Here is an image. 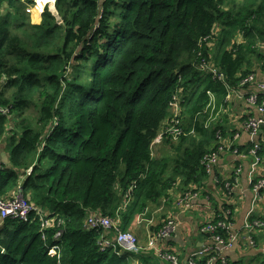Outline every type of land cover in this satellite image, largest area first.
Returning a JSON list of instances; mask_svg holds the SVG:
<instances>
[{
    "label": "trees",
    "instance_id": "obj_1",
    "mask_svg": "<svg viewBox=\"0 0 264 264\" xmlns=\"http://www.w3.org/2000/svg\"><path fill=\"white\" fill-rule=\"evenodd\" d=\"M28 2L0 0V144L9 152L0 197L21 189L57 218L47 240L34 212L0 220V264H129L127 254L100 249L101 230L87 227L88 216L119 215L128 230L149 204L205 174L224 130L206 126L211 110L226 107L263 58L264 0H55L39 23ZM203 59L225 81L200 70ZM175 99L183 135L177 144L165 137L176 152L158 159L152 143ZM220 220L233 222L232 206ZM56 244L60 258L49 254Z\"/></svg>",
    "mask_w": 264,
    "mask_h": 264
},
{
    "label": "built area",
    "instance_id": "obj_2",
    "mask_svg": "<svg viewBox=\"0 0 264 264\" xmlns=\"http://www.w3.org/2000/svg\"><path fill=\"white\" fill-rule=\"evenodd\" d=\"M54 6L55 0H33L28 11L43 15L47 8H54ZM258 47L264 60V40L258 42ZM198 68L204 72L212 73L214 78H217L220 81H225L224 74L216 66L204 59L202 63L199 64ZM252 85H255L254 89H252ZM233 91L246 97L248 102L255 108L256 114L248 116L242 121L243 131H246L250 135L252 147L248 153L239 149V146L236 143L240 137V131H235L231 137H225L223 132L219 130L217 135L218 146L204 158V169L207 175L213 174L221 156L225 153L232 154L235 157L234 168L230 174L231 177L224 182L227 194L229 197H232L235 194L234 190L239 184L240 175L244 169L243 164L239 159L251 158L248 174L252 190L255 194V201H258L264 197V158L263 155L260 154L262 145L261 132L264 124V81H258L256 73L252 72L245 77L237 87L231 89L228 98ZM179 106L180 102L178 99H175L171 103L174 112L169 117L164 132L155 138L152 145L161 142L164 137H171L174 140H178L183 135V122L180 118ZM1 111L3 113L8 112L7 109L2 108ZM2 167V162L0 161V168ZM28 171L30 173L31 169ZM134 187L135 184L127 191L124 198V204L120 209H123L131 200ZM187 193L188 194L184 196L181 202H184V205L188 207H192L193 202L191 201L196 194L193 193V191ZM32 212L39 216L42 238L43 240H47L48 231L54 227V221L55 218H57L56 216L55 218L51 217L48 211L43 210L27 200L23 196L21 189H19L13 197H0L1 222L8 217L20 218L23 221H28ZM144 215L145 213L142 212L139 216ZM139 222H141L140 217ZM149 223H152V221L150 220L148 225ZM232 223L233 222L227 220H220L217 223H214L213 220H211L202 225L201 231L210 236V245L191 254L186 262H182L176 253L166 249L164 245L165 241L172 237L178 229L179 223L176 219H168L157 232H151L146 246L140 242L136 233L131 230L121 229V219L119 215L113 218L111 216L93 213L88 216L86 221L87 227L101 230L99 245L102 251L110 249L118 256H122L126 253L139 254L148 248L152 249L158 256L170 261L172 264H199L201 258L208 256L207 264H215V262L227 264L226 252L229 248L235 245L236 236L230 233L227 238H224L218 233V228L221 227L231 232ZM62 224V219H59L58 225L61 226ZM244 226L248 233L250 243L256 245L254 234L264 228V216H256L254 210H250ZM110 232H113V236L109 235ZM61 235L62 231L57 230L54 234L55 239H60ZM49 254L53 256L57 255L60 258V246L56 244L49 247Z\"/></svg>",
    "mask_w": 264,
    "mask_h": 264
},
{
    "label": "crops",
    "instance_id": "obj_3",
    "mask_svg": "<svg viewBox=\"0 0 264 264\" xmlns=\"http://www.w3.org/2000/svg\"><path fill=\"white\" fill-rule=\"evenodd\" d=\"M32 1L26 3V10L31 21L39 23L42 20V15L28 11ZM35 16L39 17L38 21H36ZM239 40H242V37ZM263 62V58L253 59L252 72L256 73L258 81H264ZM254 88L255 85H252V89ZM255 114L254 106L248 102L246 97L233 91L228 98L226 107H221L216 111L211 110L206 126L214 122L222 125L225 137H231L235 131H240L241 134L236 144L239 147H249L251 137L246 131H243L242 121ZM167 122L168 119L163 122L158 136L164 132ZM261 139L264 142V129L261 132ZM175 143L177 144V141ZM184 147L182 148L184 149ZM175 152L173 144L168 143L165 137L161 142L152 145V155L158 159L164 156H173ZM262 153L264 158V152ZM239 160L242 162L244 169L232 197L227 194L224 182L231 177L235 157L230 153H225L221 156L213 174L207 175L205 173L197 183L190 184L187 190H181L179 185L175 186L174 189L169 191L167 197L149 204L144 211V216L137 215L128 230L136 233L140 242L146 246L151 232H157L168 219H176L179 223L178 229L172 237L165 241L164 245L166 249L176 253L182 262H186L191 254L211 243L210 236L201 231L202 225L214 220L226 205H230L233 207L231 233L236 236V242L226 252L227 264H264V228L254 234L256 245L250 243L248 233L244 228L250 210H254L256 216H264V197L255 201V194L248 174L251 158ZM0 161L3 164L9 163V152L6 150V143L0 144ZM189 191L196 194L191 201L193 202L192 207H188L184 205V202H181ZM139 217L141 222H139ZM150 220L152 223L148 225ZM109 235L113 236V232H110ZM126 254L128 255L129 264H172L148 248L139 254ZM203 261L204 258H201L200 262L203 263ZM215 264L222 263L215 262Z\"/></svg>",
    "mask_w": 264,
    "mask_h": 264
},
{
    "label": "rangeland",
    "instance_id": "obj_4",
    "mask_svg": "<svg viewBox=\"0 0 264 264\" xmlns=\"http://www.w3.org/2000/svg\"><path fill=\"white\" fill-rule=\"evenodd\" d=\"M57 16V15H56ZM59 19H60V16L58 17ZM210 45H212V42H210ZM216 111V110H215ZM173 113V108L171 109V114ZM167 153H169L168 151H166ZM124 169H125V166L124 165H122L121 166V172H123L124 171Z\"/></svg>",
    "mask_w": 264,
    "mask_h": 264
},
{
    "label": "water",
    "instance_id": "obj_5",
    "mask_svg": "<svg viewBox=\"0 0 264 264\" xmlns=\"http://www.w3.org/2000/svg\"><path fill=\"white\" fill-rule=\"evenodd\" d=\"M263 129H264V124H263Z\"/></svg>",
    "mask_w": 264,
    "mask_h": 264
}]
</instances>
